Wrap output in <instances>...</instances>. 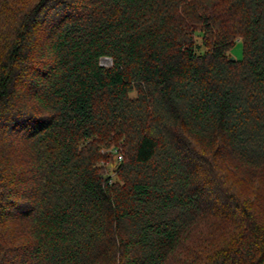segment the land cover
<instances>
[{"label":"trees","instance_id":"trees-1","mask_svg":"<svg viewBox=\"0 0 264 264\" xmlns=\"http://www.w3.org/2000/svg\"><path fill=\"white\" fill-rule=\"evenodd\" d=\"M0 264H264V0H0Z\"/></svg>","mask_w":264,"mask_h":264},{"label":"rangeland","instance_id":"rangeland-1","mask_svg":"<svg viewBox=\"0 0 264 264\" xmlns=\"http://www.w3.org/2000/svg\"><path fill=\"white\" fill-rule=\"evenodd\" d=\"M197 41H198V43H201V38L198 37V40H197ZM203 49H204V47H201L200 50H203ZM230 53H231L234 57H236L237 60H240V59L242 58V56H243V44H242V41H241V38H240V37L237 38V41H236L235 44L233 45V47H232ZM103 59H105V58H103ZM103 59H102V61H101V62L103 63V65L110 66V65L112 64L111 61H110V62H107V61L103 62ZM107 59H108V58H107ZM109 60H110V59H109ZM131 95H132V96H135V93H132ZM115 165H116V164H114V162L111 161L109 164H107V167L105 168V171H106L107 173L111 172V175H113V178L116 177L115 174H114V172H113V169H114V166H115Z\"/></svg>","mask_w":264,"mask_h":264},{"label":"water","instance_id":"water-1","mask_svg":"<svg viewBox=\"0 0 264 264\" xmlns=\"http://www.w3.org/2000/svg\"><path fill=\"white\" fill-rule=\"evenodd\" d=\"M229 58L233 61L237 60L236 57H234L231 53H229Z\"/></svg>","mask_w":264,"mask_h":264},{"label":"built area","instance_id":"built-area-1","mask_svg":"<svg viewBox=\"0 0 264 264\" xmlns=\"http://www.w3.org/2000/svg\"><path fill=\"white\" fill-rule=\"evenodd\" d=\"M108 59H109V58H108ZM110 61H111V59H110ZM102 64H103V63H102ZM118 158H119V159H122V154H121V153L118 154Z\"/></svg>","mask_w":264,"mask_h":264},{"label":"bare ground","instance_id":"bare-ground-1","mask_svg":"<svg viewBox=\"0 0 264 264\" xmlns=\"http://www.w3.org/2000/svg\"><path fill=\"white\" fill-rule=\"evenodd\" d=\"M105 61L110 62V60L107 58L103 59V62H105Z\"/></svg>","mask_w":264,"mask_h":264}]
</instances>
